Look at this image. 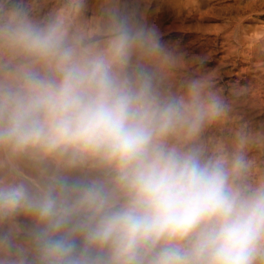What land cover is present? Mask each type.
<instances>
[{"label": "clouds", "instance_id": "clouds-1", "mask_svg": "<svg viewBox=\"0 0 264 264\" xmlns=\"http://www.w3.org/2000/svg\"><path fill=\"white\" fill-rule=\"evenodd\" d=\"M6 5L0 153L63 170L35 191L0 184V222L33 221V264H264V180L245 182L243 152L195 144L222 101L196 82L161 98L129 76L135 38L123 23L86 44L62 13L38 23ZM77 169L94 174H66Z\"/></svg>", "mask_w": 264, "mask_h": 264}, {"label": "bare ground", "instance_id": "bare-ground-1", "mask_svg": "<svg viewBox=\"0 0 264 264\" xmlns=\"http://www.w3.org/2000/svg\"><path fill=\"white\" fill-rule=\"evenodd\" d=\"M34 21L62 13L70 34L102 44L123 23L134 39L125 69L145 76L161 98H179L194 82L223 103L195 144L207 155L241 151L249 163L247 183L264 180V27L235 13L230 0H7ZM223 17L221 22L217 19ZM63 172L56 160L0 153V184L23 182L38 190ZM94 174L90 169L66 173ZM26 215L0 222V264H33Z\"/></svg>", "mask_w": 264, "mask_h": 264}, {"label": "rangeland", "instance_id": "rangeland-1", "mask_svg": "<svg viewBox=\"0 0 264 264\" xmlns=\"http://www.w3.org/2000/svg\"><path fill=\"white\" fill-rule=\"evenodd\" d=\"M234 4L235 13L244 18H251L264 27V0H230ZM220 17L216 22H221Z\"/></svg>", "mask_w": 264, "mask_h": 264}]
</instances>
